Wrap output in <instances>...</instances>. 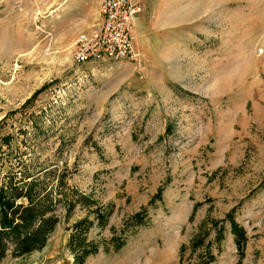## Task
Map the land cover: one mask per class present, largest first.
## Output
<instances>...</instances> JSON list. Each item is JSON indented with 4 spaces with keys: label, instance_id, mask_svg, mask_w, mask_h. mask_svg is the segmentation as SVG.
<instances>
[{
    "label": "rangeland",
    "instance_id": "374dc122",
    "mask_svg": "<svg viewBox=\"0 0 264 264\" xmlns=\"http://www.w3.org/2000/svg\"><path fill=\"white\" fill-rule=\"evenodd\" d=\"M163 2L135 61L77 64L98 0H0V186L59 218L0 264H264V0Z\"/></svg>",
    "mask_w": 264,
    "mask_h": 264
},
{
    "label": "trees",
    "instance_id": "16d2710c",
    "mask_svg": "<svg viewBox=\"0 0 264 264\" xmlns=\"http://www.w3.org/2000/svg\"><path fill=\"white\" fill-rule=\"evenodd\" d=\"M33 183L35 181L29 182L25 188L17 187L12 182L0 186V261L7 255L23 258L42 250L59 223L53 211L55 206L50 198V190L37 193ZM161 191L160 188L157 198ZM22 198L27 200L26 205L18 203ZM68 207L70 210L71 205ZM140 218V214L135 215L139 223ZM232 231L236 246L241 249L243 230L233 222ZM77 244V250L73 252L74 264H83L87 256L96 252V248L81 241Z\"/></svg>",
    "mask_w": 264,
    "mask_h": 264
},
{
    "label": "built area",
    "instance_id": "2783aa9c",
    "mask_svg": "<svg viewBox=\"0 0 264 264\" xmlns=\"http://www.w3.org/2000/svg\"><path fill=\"white\" fill-rule=\"evenodd\" d=\"M141 6L133 0H100L98 26L78 35L73 59L77 64L130 60L135 61L131 31Z\"/></svg>",
    "mask_w": 264,
    "mask_h": 264
},
{
    "label": "crops",
    "instance_id": "0c3cea01",
    "mask_svg": "<svg viewBox=\"0 0 264 264\" xmlns=\"http://www.w3.org/2000/svg\"><path fill=\"white\" fill-rule=\"evenodd\" d=\"M99 1L100 0H98V4H99ZM163 1L164 0H162V2ZM133 2L138 3L142 9L141 13L134 19L133 28L131 31L134 50L138 53H141L143 51V45H144L142 31H143V27H144L145 20L147 17L148 0H133ZM172 18H174V16H172Z\"/></svg>",
    "mask_w": 264,
    "mask_h": 264
}]
</instances>
